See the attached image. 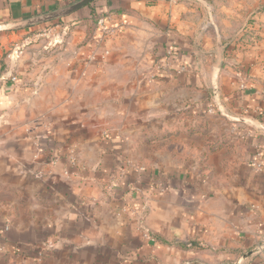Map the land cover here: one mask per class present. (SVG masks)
Segmentation results:
<instances>
[{
	"label": "crops",
	"instance_id": "obj_1",
	"mask_svg": "<svg viewBox=\"0 0 264 264\" xmlns=\"http://www.w3.org/2000/svg\"><path fill=\"white\" fill-rule=\"evenodd\" d=\"M113 2L100 47L76 26L7 68L0 264H264V0ZM56 3L0 0V21Z\"/></svg>",
	"mask_w": 264,
	"mask_h": 264
},
{
	"label": "rangeland",
	"instance_id": "obj_2",
	"mask_svg": "<svg viewBox=\"0 0 264 264\" xmlns=\"http://www.w3.org/2000/svg\"><path fill=\"white\" fill-rule=\"evenodd\" d=\"M55 1L57 2L55 8H58L69 5L77 0ZM196 1L202 2V0ZM113 3V0H94L89 4H92L91 7L87 5L85 6V8H82L63 18L19 29L4 28V25L11 21H0V89L4 87L7 88L10 84L14 83L16 86L24 85L20 84V82H18V79L16 81V78L14 76L6 73L10 63H14L13 66L17 69L20 68V65L25 61H29L32 64V66L29 67L31 68V70H34V68L36 67L34 61L37 62V60L34 59H40L43 56L56 55L59 52L63 51L64 46L68 44V40L73 35L72 32L74 31L76 26H81L84 30V40L92 38L93 34L98 28V21L95 30V22L92 17L90 8H94L97 13H100V10H103L105 11V14H103L102 16L110 17L109 14L111 13L108 11L110 9H114V7L112 6L114 5ZM102 4H106V6H102ZM103 7H106L107 9L104 8V10ZM215 19L217 18L213 16L214 21ZM261 28V26H256L255 24L251 26V24H249L239 29L238 32L233 33V36L231 35V37H229L227 40L228 42L230 41L231 44L232 41H236L235 39L240 35L243 39L241 42H243L244 45L254 43V39H257V31H260ZM231 49L232 51H234L236 47L235 49ZM26 83L27 85H33V87H36L37 84L32 79L26 81ZM147 210L148 209H146L145 212H147Z\"/></svg>",
	"mask_w": 264,
	"mask_h": 264
},
{
	"label": "water",
	"instance_id": "obj_3",
	"mask_svg": "<svg viewBox=\"0 0 264 264\" xmlns=\"http://www.w3.org/2000/svg\"><path fill=\"white\" fill-rule=\"evenodd\" d=\"M94 0H77L69 5H65L62 7L55 8L53 10L43 12L37 15H33L18 21H11L4 25V28H13V29H19V28H24L28 26H33L37 24H41L44 22L52 21L55 19L63 18L65 16H68L85 6L89 5L92 3ZM217 54V59H218V66L221 67L223 64V52H224V47L222 45L221 40L218 41V47L217 50L215 51ZM245 255V257L249 256Z\"/></svg>",
	"mask_w": 264,
	"mask_h": 264
},
{
	"label": "built area",
	"instance_id": "obj_4",
	"mask_svg": "<svg viewBox=\"0 0 264 264\" xmlns=\"http://www.w3.org/2000/svg\"><path fill=\"white\" fill-rule=\"evenodd\" d=\"M110 20V17L109 16H102L98 19V29L101 33V37L95 42V47L98 48L100 47L103 43H105V41L107 39H109L110 37H112L115 32L117 31L116 28L112 25H109L108 24V21ZM169 53H171V50L169 51ZM95 56V53H93L92 55L89 56V60L93 59V57ZM163 66L161 64L158 65V68H162ZM245 85H243L244 87ZM217 106V103L216 101L210 103L208 109H207V112L208 113H215V110H216V107ZM263 153L262 152H258L256 153V161L254 162V165L257 167V168H261L263 166ZM146 209H148V206L146 203H144L142 205V210H143V213L146 211ZM144 235L146 237H150V235L147 233V232H144ZM6 254L5 252V249L3 247V245L0 244V255H4Z\"/></svg>",
	"mask_w": 264,
	"mask_h": 264
},
{
	"label": "trees",
	"instance_id": "obj_5",
	"mask_svg": "<svg viewBox=\"0 0 264 264\" xmlns=\"http://www.w3.org/2000/svg\"><path fill=\"white\" fill-rule=\"evenodd\" d=\"M88 6L91 7L92 4H91V5H88ZM90 9H91L92 17H93L94 22H95V30H96V24H97V21H98V19H99L103 14H105V13H104L105 11L100 10V13H97V11H96L94 8H90ZM121 10H122L121 8H114V9H110L108 12H110V13H118V12L121 11ZM95 30H94V31H95Z\"/></svg>",
	"mask_w": 264,
	"mask_h": 264
}]
</instances>
